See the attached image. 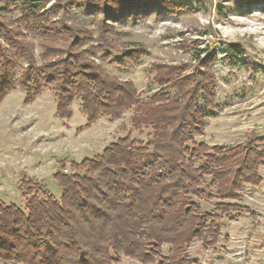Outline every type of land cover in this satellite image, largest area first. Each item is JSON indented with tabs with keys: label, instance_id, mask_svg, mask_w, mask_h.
Returning <instances> with one entry per match:
<instances>
[{
	"label": "trees",
	"instance_id": "obj_1",
	"mask_svg": "<svg viewBox=\"0 0 264 264\" xmlns=\"http://www.w3.org/2000/svg\"><path fill=\"white\" fill-rule=\"evenodd\" d=\"M200 6L201 0H21L18 18L0 14V103L20 89L29 104L50 88L60 119L72 116L79 99L87 127L131 110L132 128L150 130L145 142L127 133L100 154L70 162V171L60 161L53 173L59 198L39 182L20 180L24 209L0 201V262L118 264L125 257L194 264L186 251L192 242L214 246L222 220L252 215L236 201L244 186L264 187V137L250 132L232 147L195 140L216 107L215 54L153 63L159 90L146 102L130 81L102 67L125 70L147 54L135 42L121 43L117 24ZM226 51L242 50L231 44ZM210 200L211 210L198 203Z\"/></svg>",
	"mask_w": 264,
	"mask_h": 264
},
{
	"label": "rangeland",
	"instance_id": "obj_2",
	"mask_svg": "<svg viewBox=\"0 0 264 264\" xmlns=\"http://www.w3.org/2000/svg\"><path fill=\"white\" fill-rule=\"evenodd\" d=\"M20 2L0 0V14L10 20L18 18ZM116 27L121 43L135 42L147 54L125 70L109 62H102V67L111 76L130 81L143 102L159 90L153 81V63L183 64L193 54H215L210 68L215 74L216 107L207 110L203 133L195 137L196 142L232 147L250 132L264 137V0H201L195 10L174 16L152 13L143 21L131 18ZM34 42L39 61L38 38ZM231 44H238L242 51L225 52ZM121 48L132 47L122 44ZM23 95L16 89L0 103V201L5 204L24 209L25 200L18 190L23 178L39 182L59 198L61 190L53 173L60 161L70 171V162L100 154L127 133L143 142L148 139L149 129L132 128L131 110L114 121L100 117L87 127L79 99L71 106L72 116L60 119L50 88L29 104L23 102ZM198 103L202 105L201 100ZM259 175L264 179V166ZM214 202L198 203L211 210ZM236 202L248 207L252 215L244 213L232 221L222 220L221 236L214 246L192 242L186 251L194 264H264V187L244 186ZM118 264L143 263L124 257Z\"/></svg>",
	"mask_w": 264,
	"mask_h": 264
}]
</instances>
